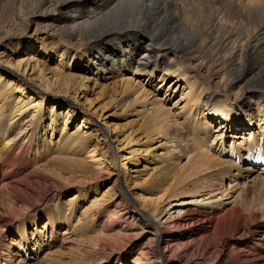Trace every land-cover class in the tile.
Listing matches in <instances>:
<instances>
[{"label": "bare ground", "instance_id": "obj_1", "mask_svg": "<svg viewBox=\"0 0 264 264\" xmlns=\"http://www.w3.org/2000/svg\"><path fill=\"white\" fill-rule=\"evenodd\" d=\"M1 43L0 59L6 51L28 58L0 61V264H264V176L228 207L154 218L166 198L195 193V183L188 189L170 174L179 157L195 166L223 163L226 172L210 178L222 185L226 173L228 186L239 171L264 168V0H0ZM50 61L47 76L41 66ZM35 67L37 75L26 72ZM128 68L185 82L188 138L175 123L178 140L168 144L169 108L156 100L146 115L160 118L150 129L166 141L159 152L140 153L162 163L137 192L130 190L143 183L113 145L117 126L104 120L98 133L91 114L77 109L91 79L82 71L99 77ZM204 112L217 133L229 124L227 150L247 156L248 165L209 153L214 127ZM53 133L59 137L51 142ZM109 168L124 172L126 190L119 174L101 187ZM143 232L149 238L139 246ZM22 242L27 252L43 251L40 259L24 260Z\"/></svg>", "mask_w": 264, "mask_h": 264}, {"label": "rangeland", "instance_id": "obj_2", "mask_svg": "<svg viewBox=\"0 0 264 264\" xmlns=\"http://www.w3.org/2000/svg\"><path fill=\"white\" fill-rule=\"evenodd\" d=\"M34 29V25L30 27V32ZM6 44V43H5ZM0 45V51H2ZM5 58L0 59L1 62L10 61L13 64H17L18 61H20L22 58L26 59L28 58L27 54H12L10 51H6ZM17 55V56H16ZM40 57V56H38ZM42 57L38 58L40 62H43L44 60H41ZM8 59V60H6ZM19 59V60H18ZM17 61V62H16ZM21 62V61H20ZM39 62V63H40ZM32 65L35 64V62H31ZM37 64V68L40 64ZM53 62H44L41 66V68H44V73L48 74L47 76H50L49 74L50 67L53 65ZM23 61L19 67L21 71V67L23 66ZM35 67V70L27 69L26 72L31 73V75L35 76L38 74V69ZM49 68V69H48ZM84 76H88L91 79L88 81V88L82 90L81 93L78 95V100H80L83 105L79 108L77 107L78 111L86 110V112L90 113V122L91 125L95 127V129H98V133H101L103 130H101V125L104 121H108L111 124V128L114 125L117 126L116 128V141L118 143L113 142V145H118L121 149L118 150L119 154H123L128 158L125 161V167L128 169L132 168L135 169V172H130L129 175L131 176H138V182H142L145 177H148V181H150L153 176H156L158 173V168L155 170H152L153 166H157L161 164L162 162H157L158 158H153L151 155L143 152L140 153L141 150H143L146 147L156 146V152L160 151L159 146L161 143L165 142L166 138L161 135V133H154L150 129V123H152L155 120H159L160 118H157L154 120V117L150 119V111L154 107V103H156L158 100H161L165 107L169 108V116L167 117L168 123H170V128L168 130L170 139L168 140V144H175L178 139L175 138L173 130L175 129V123L180 128L179 134L185 138V140L188 138V127L186 124V116L184 115V99L182 100V92L185 85L184 80H180L175 78V75H168V73H161L160 71H156L152 77L144 75L141 72H135L134 69H122L118 73L114 74H101L98 75L99 77L93 76L91 73H85L82 71L81 73ZM97 75V74H96ZM163 75V76H162ZM27 76V75H25ZM103 78H100V77ZM122 78V79H121ZM103 86V88H102ZM186 92V90H185ZM82 96V97H81ZM88 99V101L86 100ZM157 100V101H156ZM88 103V104H87ZM49 108H51V104H48ZM153 105V106H152ZM94 106V107H93ZM65 109L63 108L62 111ZM147 111V112H146ZM93 112V113H92ZM96 113V114H95ZM150 115L149 118L147 115ZM99 115V117H98ZM171 115V116H170ZM173 115V116H172ZM201 115V114H200ZM204 115L207 116V113L204 112ZM73 120H71L72 123H70V129L76 125V123L79 122L80 114L76 115ZM98 117V119H97ZM101 117V118H100ZM106 117V118H105ZM105 118V119H104ZM147 118V119H146ZM171 118V119H170ZM209 122L212 123V127H214L213 130L210 131L209 134V142L206 145V149L209 150V153L215 155V157L219 158L220 161L226 159V161H230L233 163V165L240 166L241 168L245 165H248L250 160L247 156L242 154L236 155L231 154L227 150V144L230 141V128H228L229 124H226V128L222 129L221 132H215V126L217 128V122L209 118L207 116ZM170 119V120H169ZM152 121V122H151ZM93 122V123H92ZM173 124H172V123ZM103 127V125H102ZM176 127V126H175ZM104 128V131H106V138L108 139L109 136L107 134V129ZM216 128V129H217ZM222 135L221 143L220 139L216 136ZM48 139L53 142L56 139H58L59 135L58 133H53V136L47 135ZM240 137V136H238ZM241 140V139H240ZM239 138L237 142L240 141ZM95 141V140H94ZM112 145V146H113ZM158 145V146H157ZM137 149V152L135 154H129L130 150ZM177 150V149H176ZM54 152V150L50 151L49 153ZM222 159V160H221ZM245 159V160H244ZM247 159V160H246ZM173 159H170L172 161ZM249 160V161H248ZM133 162H136L137 164H134ZM165 161L164 163H166ZM135 166H133V164ZM223 163H215L214 165L205 164V165H192V162L188 164L187 158L179 157L174 160V166H171V175L178 176L179 182H181L183 185H186L188 189H191L192 183H195L194 191L195 193H183L176 197H170L166 198L160 207L164 209L162 214L158 215V213H155L154 218H160L162 217L166 212L167 213H174L176 216L181 215H189L194 211V209H202L203 207L207 206V208H218L220 207H228L232 205L233 203L237 202L239 198L242 195H245L249 192L251 185L253 184V181L256 179L258 175L264 176V168L259 165H252L253 168L249 169L247 171H236V177L231 178V183L228 186V175L226 173H223L224 180L223 184L216 183L214 181H211V178L213 176H217L218 172L225 171L226 165H222ZM182 165V167H181ZM216 165V167H215ZM209 166V167H208ZM213 166V167H212ZM182 169H181V168ZM206 167V168H205ZM209 168V169H208ZM120 169V168H119ZM205 169V170H204ZM119 171V170H118ZM114 171V169L109 168L108 174H103V176L99 179V181L102 183L101 187H107L109 186V182L111 179H113L117 174L120 176V187L124 190H126L125 184L123 183L124 178V172ZM127 170H125L126 172ZM215 174V175H214ZM130 176V177H131ZM212 176V177H211ZM112 177V178H111ZM211 177V178H210ZM129 178V177H128ZM135 177H132L133 179ZM181 178V179H180ZM208 179V180H207ZM257 180V179H256ZM255 180V181H256ZM143 183V182H142ZM145 183L139 184L135 187H133L132 191H139V187L144 186ZM133 186L132 183L130 185ZM207 204V205H206ZM217 204V205H216ZM221 205V206H218ZM216 206V207H215ZM188 209V211H187ZM180 210L178 213L177 211ZM43 220H40L38 223L39 227L42 225ZM13 229V228H12ZM148 230V228H145ZM136 232H139V229H135ZM145 230V231H147ZM26 233L31 235L32 229H26ZM9 234L6 236V241L9 240ZM18 240L22 239L20 236L16 237ZM149 235L145 232L140 234L136 238V244L141 246L142 244L146 243L148 241ZM3 237L0 236V245L3 242ZM147 240V241H146ZM22 246L18 249V253L21 255L24 260L28 261H36L39 260L41 255L43 254V251L37 254H32L31 252L25 251L23 242L21 243ZM31 256H33L31 260L29 259ZM51 260H48V263ZM47 263V264H48ZM51 264H57L52 262Z\"/></svg>", "mask_w": 264, "mask_h": 264}]
</instances>
